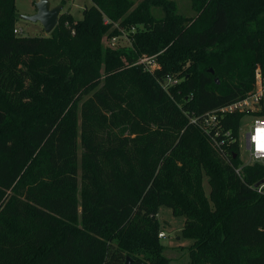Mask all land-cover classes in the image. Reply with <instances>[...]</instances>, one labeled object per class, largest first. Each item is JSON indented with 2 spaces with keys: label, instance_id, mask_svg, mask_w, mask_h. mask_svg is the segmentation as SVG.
<instances>
[{
  "label": "trees",
  "instance_id": "1",
  "mask_svg": "<svg viewBox=\"0 0 264 264\" xmlns=\"http://www.w3.org/2000/svg\"><path fill=\"white\" fill-rule=\"evenodd\" d=\"M91 2L24 36L15 0H0V264H175L162 205L185 218L190 264H264V164L243 162L238 141L247 113L191 119L264 75V0H190L189 16L175 0ZM112 23L136 26L132 44L111 46ZM166 74L181 78L169 90Z\"/></svg>",
  "mask_w": 264,
  "mask_h": 264
},
{
  "label": "rangeland",
  "instance_id": "2",
  "mask_svg": "<svg viewBox=\"0 0 264 264\" xmlns=\"http://www.w3.org/2000/svg\"><path fill=\"white\" fill-rule=\"evenodd\" d=\"M38 0H15L16 12L18 14V21H16L15 28H21L23 30L22 35L24 36H40L47 35L41 22L30 21L23 18L24 15L34 14L36 9V2ZM135 5L141 0H134ZM178 4L179 11L185 15H193L195 12L191 8L190 0H175ZM52 6L63 5L62 14H70L74 20L81 19L83 16V10L86 6L92 4L91 0H50ZM159 9L156 8V13ZM59 21V19H58ZM116 25L112 23L111 28ZM133 26V25H132ZM125 36L121 39L122 43L125 42ZM106 41V39H104ZM104 72V69L102 70ZM258 87V86H257ZM263 107H264V96H263ZM253 116L246 114L240 123L239 127V145H240V157L243 162L249 161V156L245 146L246 133L251 128V121ZM259 187V192L261 187ZM203 187L207 195L210 194V183L206 174L203 177ZM159 220L162 225V229L165 230L166 237L160 238L161 243L165 246V254L171 258L175 264H190L188 245L189 240L183 235V227L185 218L183 216L175 215L170 207L162 205L158 213Z\"/></svg>",
  "mask_w": 264,
  "mask_h": 264
},
{
  "label": "built area",
  "instance_id": "3",
  "mask_svg": "<svg viewBox=\"0 0 264 264\" xmlns=\"http://www.w3.org/2000/svg\"><path fill=\"white\" fill-rule=\"evenodd\" d=\"M105 22L108 23L109 19H105ZM120 31L119 35H114L110 37L109 43L113 47H117L118 45H126V44H132L133 33L137 30L136 26H131L130 29H126L125 27H121L119 25H116ZM14 32L16 34H22L23 30L21 28H15ZM123 36H125V42L122 43L121 39H123ZM137 63H141L144 66L145 70L148 71H155L160 67V63L157 60V54L156 55H142ZM256 78L253 89L246 94L242 98H238L234 100L233 102L218 107L214 109V111H211L207 113L203 120L198 122V118L192 117V122L195 124L201 125L203 129H208L210 126H216L218 123L217 119V112H233V111H241L246 112L247 114L253 116V120L251 121V128L246 133V141L245 146L247 149V153L249 156V161L245 162L247 164L259 162L264 164V115H258L254 114L253 111L261 109V99H263L264 96V75L262 73L261 69L256 70ZM181 78L172 75V74H166L164 76L163 81V88L166 90H169L170 86H174L180 82ZM258 86V87H257ZM237 173L240 174V167L235 168ZM262 188L261 191L264 189V183L261 184ZM260 187V186H259ZM260 191V192H261ZM159 236L161 238L166 237V233L164 231H161Z\"/></svg>",
  "mask_w": 264,
  "mask_h": 264
},
{
  "label": "water",
  "instance_id": "4",
  "mask_svg": "<svg viewBox=\"0 0 264 264\" xmlns=\"http://www.w3.org/2000/svg\"><path fill=\"white\" fill-rule=\"evenodd\" d=\"M63 5L52 6L50 0H38L36 2L37 11L32 15H24L23 18L34 21L41 22L46 33H51L56 27L59 19V15L62 11ZM214 72L213 69H211ZM219 79L217 78V82ZM264 183V179L257 182L255 185L260 186ZM132 258L130 256L127 257L125 264H131Z\"/></svg>",
  "mask_w": 264,
  "mask_h": 264
},
{
  "label": "bare ground",
  "instance_id": "5",
  "mask_svg": "<svg viewBox=\"0 0 264 264\" xmlns=\"http://www.w3.org/2000/svg\"><path fill=\"white\" fill-rule=\"evenodd\" d=\"M264 131V130H263Z\"/></svg>",
  "mask_w": 264,
  "mask_h": 264
}]
</instances>
